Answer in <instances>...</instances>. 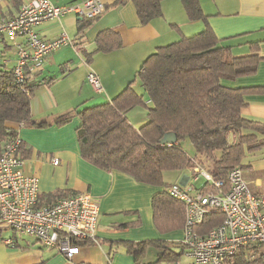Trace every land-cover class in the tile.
<instances>
[{
    "label": "crops",
    "instance_id": "1",
    "mask_svg": "<svg viewBox=\"0 0 264 264\" xmlns=\"http://www.w3.org/2000/svg\"><path fill=\"white\" fill-rule=\"evenodd\" d=\"M50 1L62 5L84 0ZM102 1V14L92 20L69 14L60 20L44 21L35 26L38 36L45 40L65 32L73 40L74 46H62L45 57L41 69L30 78L36 85L30 101L32 119L36 123L45 122L49 124L48 127L8 124L17 130L22 140L19 155L24 160L23 172L39 179L38 202L47 204L80 192L99 197V214L95 224L97 241L78 244V253L67 260L56 248L46 247L33 237L19 243V238L13 233L1 237V233L6 231L1 230L0 264H136L128 246L132 244L135 247L141 242L159 241L162 244L159 248L153 243L146 245L140 259L142 264L152 263L143 261L150 247L157 249L153 262L163 249L180 252L177 243L182 235V227L163 234L154 224L151 196L163 191V187L141 183L126 173L102 170L86 162L78 150L75 132L80 123L78 116L67 124L57 125L61 117L74 111L111 101L135 78V71L156 47L176 41L181 36L198 33L207 23L220 45L228 46L232 55H255L257 63L254 73L222 81L233 88L250 89L243 96L244 105L240 113L242 118L261 130L244 128L241 134L264 137V0H199L205 21L187 19L180 0H163L162 15L146 24L140 23L130 0ZM21 2L10 0L0 8V17L16 14ZM106 30L116 32L121 45L102 52L95 48L96 37ZM0 57V63L6 64L9 69L14 67L17 56L6 34L0 36ZM89 69L98 75L102 92H97L88 83L86 73ZM132 86L143 94L145 104H149L140 82L135 80ZM125 116L136 128L148 119L147 109L143 105L129 109ZM227 139L228 144L234 143L236 134L230 132ZM218 156L220 152L215 151L211 156L195 153L189 158L194 168L196 165L205 166L206 157L217 159ZM193 168L172 171L173 174L165 172L163 179L168 174L172 181L167 184L179 183L201 189L205 181L197 183L203 178L194 179ZM243 171L251 184L259 179H252L248 172ZM13 237L16 241L14 245L4 242ZM176 248L179 250L176 251ZM178 258L170 261H177Z\"/></svg>",
    "mask_w": 264,
    "mask_h": 264
},
{
    "label": "trees",
    "instance_id": "2",
    "mask_svg": "<svg viewBox=\"0 0 264 264\" xmlns=\"http://www.w3.org/2000/svg\"><path fill=\"white\" fill-rule=\"evenodd\" d=\"M130 1L141 24L162 15L163 0ZM180 1L187 19L206 20L199 0ZM211 30L206 23L198 33L181 36L176 41L156 47L135 71V78L111 101L74 111L61 117L57 123L62 126L73 117H79L80 123L75 132L78 150L86 162L102 170L126 173L141 183L163 187V191L151 196L154 224L163 234L180 229L184 224V206L167 194L169 184L163 179L165 172L193 168L194 163L183 149L182 141L187 139L198 155L211 156L219 151L220 156L214 160L224 179L234 166L239 165L243 169L241 160L245 151L264 146V137L241 134L244 128L261 130L242 118L240 113L244 105L243 96L250 89L233 88L222 81L254 73L257 58L255 55H232L230 48L220 45ZM120 45V38L113 30L102 31L96 37L95 48L99 51L108 52ZM31 75L34 74L26 73L24 81L19 83L12 69L0 63V149L8 138L17 133L9 123L22 122L37 128L49 125L32 119L30 101L36 85L30 81ZM135 80L142 85L149 104H145L143 94L133 88ZM138 105L146 107L148 119L136 128L125 114ZM168 132L175 133L177 138L172 145L160 142ZM230 132L236 134L232 144H228L227 139ZM262 133L264 135V130ZM201 190L215 191L206 182ZM221 219L219 212L207 215L203 219L205 230L219 224ZM88 241L74 243L78 245ZM149 243L158 248L162 245L158 241L128 246L136 264H142L141 255ZM177 245L181 248L180 252L163 249L156 262L149 264H156L162 259L176 260L183 253L182 245L179 242ZM254 252H257L256 248ZM249 255L248 251H242L228 264H254L257 257L251 259Z\"/></svg>",
    "mask_w": 264,
    "mask_h": 264
},
{
    "label": "built area",
    "instance_id": "3",
    "mask_svg": "<svg viewBox=\"0 0 264 264\" xmlns=\"http://www.w3.org/2000/svg\"><path fill=\"white\" fill-rule=\"evenodd\" d=\"M9 1L0 0V8ZM103 10L102 0L62 5L50 0H22L16 14L0 17V36H8L17 56L12 68L15 80L21 83L26 73L38 72L45 57L60 47L74 46L65 32L49 40L39 37L36 25L60 20L69 14L90 20L100 16ZM86 79L97 92L103 91L95 71L89 69ZM22 125V122L18 123L19 127ZM20 145L17 132L0 149V231L11 230L15 234L31 236L71 260L78 253L74 241H97L95 224L100 199L89 192H80L51 203H39V179L23 172ZM206 158L205 166L193 168V178L202 177L215 191L204 192L179 183H170L166 187L167 194L184 206V224L179 239L183 253L195 263L228 264L234 256L248 251L251 259L257 257L254 264H264V182L254 180L251 184L239 165L231 168L224 179L215 160ZM54 163H57L56 159ZM217 212L222 214L221 222L205 230L203 219ZM4 242L14 245L15 237ZM255 248L257 252L253 253Z\"/></svg>",
    "mask_w": 264,
    "mask_h": 264
},
{
    "label": "rangeland",
    "instance_id": "4",
    "mask_svg": "<svg viewBox=\"0 0 264 264\" xmlns=\"http://www.w3.org/2000/svg\"><path fill=\"white\" fill-rule=\"evenodd\" d=\"M9 65L12 64L11 61L8 63ZM183 149L188 153V155L191 157L195 154L194 148L191 143L186 139L181 142ZM214 159V157H213ZM241 166L243 169L250 174V177L252 179L259 178L262 183L264 182V146L257 147L251 151H245V154L242 157L241 160ZM167 174V173H166ZM168 174H173L172 171H169ZM164 175V181L170 182L172 181L171 175ZM175 174V173H174ZM204 181V179H200V182H197L201 184V182ZM11 230H6L1 233V237H7L8 235H12ZM14 236L19 238V243L25 242L24 239H32L31 236L28 235H20L13 233ZM176 251L179 250V248L175 249ZM157 249L154 247H150L143 258L144 262H152L154 259H156ZM156 264H201V263H195L192 259L187 257L184 253L178 258L177 261H170V260H161L157 262Z\"/></svg>",
    "mask_w": 264,
    "mask_h": 264
},
{
    "label": "water",
    "instance_id": "5",
    "mask_svg": "<svg viewBox=\"0 0 264 264\" xmlns=\"http://www.w3.org/2000/svg\"><path fill=\"white\" fill-rule=\"evenodd\" d=\"M176 135H175V133H172V132H168V133H165L164 135H163V137L161 138V140H160V142L162 143V144H168V143H174V142H176Z\"/></svg>",
    "mask_w": 264,
    "mask_h": 264
}]
</instances>
